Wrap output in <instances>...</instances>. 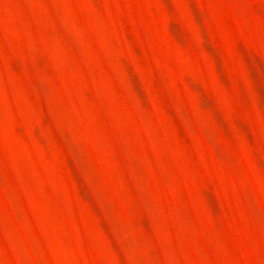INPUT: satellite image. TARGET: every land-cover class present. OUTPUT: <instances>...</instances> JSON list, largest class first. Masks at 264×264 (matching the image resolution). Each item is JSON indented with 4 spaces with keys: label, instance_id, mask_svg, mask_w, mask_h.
Wrapping results in <instances>:
<instances>
[{
    "label": "rangeland",
    "instance_id": "1",
    "mask_svg": "<svg viewBox=\"0 0 264 264\" xmlns=\"http://www.w3.org/2000/svg\"><path fill=\"white\" fill-rule=\"evenodd\" d=\"M0 264H264V0H0Z\"/></svg>",
    "mask_w": 264,
    "mask_h": 264
}]
</instances>
